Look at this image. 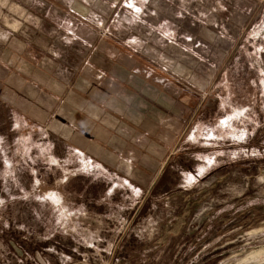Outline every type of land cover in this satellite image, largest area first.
Listing matches in <instances>:
<instances>
[{
	"label": "rangeland",
	"instance_id": "1",
	"mask_svg": "<svg viewBox=\"0 0 264 264\" xmlns=\"http://www.w3.org/2000/svg\"><path fill=\"white\" fill-rule=\"evenodd\" d=\"M29 6L0 9V25L71 19L88 44L73 51V79L94 52L131 61L137 100L115 91L116 115L134 112L142 126L129 149L117 124L103 157L102 64L65 122L92 126L81 138L17 106L0 68V264H264V0Z\"/></svg>",
	"mask_w": 264,
	"mask_h": 264
},
{
	"label": "crops",
	"instance_id": "2",
	"mask_svg": "<svg viewBox=\"0 0 264 264\" xmlns=\"http://www.w3.org/2000/svg\"><path fill=\"white\" fill-rule=\"evenodd\" d=\"M35 2L36 0H0V9L9 6V12L12 10L25 12L23 6H34ZM13 5L15 7H12ZM40 6L41 4L38 7ZM30 9L32 10L31 7ZM53 15L56 16V14ZM54 20L58 22H20L18 20L11 22L8 20L11 30L0 25V68L5 69L1 72L2 93L5 90L13 91L16 94L15 104L17 106L31 108L32 114L38 122H49L50 127L53 126L55 131L65 138H81L77 132L88 130L93 136L92 126H79V129L76 128V132L65 122H72L74 113L87 101L84 92L90 86L88 77L93 76L89 73V67L94 69L96 65L102 64V68L97 70L94 80L98 81L99 85L106 81L107 86L103 84L102 87L105 92L102 93L108 99L104 110H107L109 115L103 119V122L111 128L104 129L103 147L99 146L98 152L104 157L108 150L114 148L116 145L114 141L117 139L115 129L119 123L127 127L128 130V133L124 131L120 135L121 139L125 137L124 139L128 140V145L123 141L122 146H127L130 149L132 144L129 139H135L137 126L141 127L142 124L137 121L136 116L133 115L134 112L133 114L130 113V116L126 115L128 122L117 118L115 106L119 105V98L115 91L122 88L125 99L129 97L131 91L135 97V104L137 100L136 81L132 83L130 79L131 61L126 58L120 62L118 60L121 58L118 57L117 60L114 55L108 56L109 58L104 57V59L101 56L98 57L94 52L91 56L86 57L84 69L80 70L73 79L74 60H77V57L81 58L73 51L77 50L83 56L82 48L87 47L88 44L76 41L79 39H76L75 24L71 19L62 22V19L59 20V18L54 17ZM21 27L22 29H20ZM29 31L39 42H33V39L22 36ZM45 37L49 41L54 39L56 45L51 46L54 50L52 53L49 52ZM76 43L80 48L76 46ZM122 83L124 85L121 86ZM131 83L135 85L132 86V89H130ZM132 106L134 109L135 105ZM89 123L91 125V122ZM144 127L146 128L144 137H146V132H152V129H149L150 123L148 129L147 123ZM120 131L122 132V128ZM100 135L98 133L97 137L99 138ZM106 145H109V149H106Z\"/></svg>",
	"mask_w": 264,
	"mask_h": 264
},
{
	"label": "water",
	"instance_id": "3",
	"mask_svg": "<svg viewBox=\"0 0 264 264\" xmlns=\"http://www.w3.org/2000/svg\"><path fill=\"white\" fill-rule=\"evenodd\" d=\"M166 166H167V162H166L165 165L162 167V169H161V171H160L159 174L163 173V170H165ZM155 183H156V182H154L153 185L151 186V188H150V190H149V193H150V191L152 190V188L154 187V184H155Z\"/></svg>",
	"mask_w": 264,
	"mask_h": 264
},
{
	"label": "trees",
	"instance_id": "4",
	"mask_svg": "<svg viewBox=\"0 0 264 264\" xmlns=\"http://www.w3.org/2000/svg\"><path fill=\"white\" fill-rule=\"evenodd\" d=\"M162 177H163V175H162ZM162 177H161V178H162ZM165 179H166V174L164 173V181H165ZM160 181H161V180H160ZM158 185H159V183L157 184V186H158ZM157 186H156V187H157Z\"/></svg>",
	"mask_w": 264,
	"mask_h": 264
}]
</instances>
